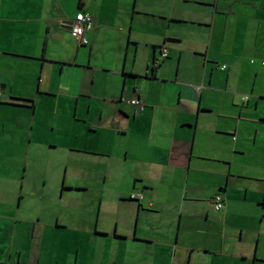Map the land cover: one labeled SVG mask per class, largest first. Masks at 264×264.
I'll list each match as a JSON object with an SVG mask.
<instances>
[{"label":"crops","instance_id":"1","mask_svg":"<svg viewBox=\"0 0 264 264\" xmlns=\"http://www.w3.org/2000/svg\"><path fill=\"white\" fill-rule=\"evenodd\" d=\"M260 131L264 0H0V264L264 263Z\"/></svg>","mask_w":264,"mask_h":264},{"label":"rangeland","instance_id":"2","mask_svg":"<svg viewBox=\"0 0 264 264\" xmlns=\"http://www.w3.org/2000/svg\"><path fill=\"white\" fill-rule=\"evenodd\" d=\"M67 44L70 45L69 43H67ZM253 136L254 135L252 132H250L247 135L249 142L246 141L245 145L241 149L242 150L245 149V152H246V159L245 160H247L248 162L256 163V166H258L259 169H261V170H259V173L255 174V175L253 173L249 174V173L245 172L249 177L245 178L246 180L242 181V186L240 187L241 189L233 191L232 195L235 196V198L237 199L238 202L245 203L246 201L244 199L245 195H244V191H243V186L245 185L248 188H251V192L249 191L247 198H253V199L258 198V199H260L259 203L256 204L255 208H256V213L258 215L259 223H260V219L262 218V226L260 224V230H263V233H264V134H262L261 131L259 133H257L255 143L253 142V138H254ZM246 147H248V148L246 149ZM4 148L6 151H5L3 156L7 157L8 156L7 151L11 150L12 148L11 147L8 148L7 145ZM4 157H0V159H2ZM236 159H238V158H236ZM233 170H234V172H239V169H237V167ZM44 175L50 176V172L46 171ZM2 176L5 178L6 174L3 171V166H0V177H2ZM14 176L15 177L19 176L18 171L15 172ZM42 178L43 177H39L38 179H36V181H42L41 180ZM7 180H8V178L5 180H1V178H0V190L3 192V195H5L7 197V199L14 200L12 202L16 203L15 198L17 197V194H18L17 186L14 187L16 182L11 183V181H15V180L14 179L9 180L10 181V184H9V181H7ZM34 187L35 186L32 185V187H30L29 191H24V194H27V192H33L35 190ZM35 188L39 189V191L42 189L43 192L50 190L49 186L43 187V186L38 185ZM256 188H258L257 192L259 193V195H256V193H257ZM37 192H38V190H37ZM13 193H14V196H15V193H17L15 198H13V196H12ZM209 194H210L209 191H204V195H209ZM22 200L24 203L23 204L24 210L25 209H27V210L39 209V205L36 204L33 201V199L28 200V199H25V197H24V198H22ZM47 203H44V207H45V204H47ZM3 204H4V202H0V210H1V208H3ZM207 207L209 208V206H207ZM242 207L245 208L246 205L242 204ZM4 208H7V206H4ZM21 209H22V207H21ZM260 245L264 249V235H261V237H260ZM260 264H264V263H260Z\"/></svg>","mask_w":264,"mask_h":264},{"label":"built area","instance_id":"3","mask_svg":"<svg viewBox=\"0 0 264 264\" xmlns=\"http://www.w3.org/2000/svg\"><path fill=\"white\" fill-rule=\"evenodd\" d=\"M226 1H232V0H226ZM93 29V19L92 17L84 12H78L75 14L73 21L70 24L69 31L71 35L76 38L80 45L85 46L88 44V40L85 37V34L90 32ZM167 57L166 50L163 48L160 52V58L165 59ZM225 67H221V70H224ZM129 104L133 107H137L139 110L142 109V104L138 100L137 96H134L129 101ZM131 199H138L140 200L141 197L138 195L132 196ZM213 208L215 211H219L223 207V200L222 197L217 195L213 198Z\"/></svg>","mask_w":264,"mask_h":264},{"label":"trees","instance_id":"4","mask_svg":"<svg viewBox=\"0 0 264 264\" xmlns=\"http://www.w3.org/2000/svg\"><path fill=\"white\" fill-rule=\"evenodd\" d=\"M163 49V48H162ZM223 200V199H222ZM223 204H224V201H223ZM212 206H213V203H212ZM223 207H224V205H223ZM223 207H222V209H223ZM214 209V208H213ZM222 209H220L219 211H221ZM215 211V210H214ZM219 211H216V212H219Z\"/></svg>","mask_w":264,"mask_h":264},{"label":"water","instance_id":"5","mask_svg":"<svg viewBox=\"0 0 264 264\" xmlns=\"http://www.w3.org/2000/svg\"><path fill=\"white\" fill-rule=\"evenodd\" d=\"M64 28H66V29H68V30H69V28H70V24H68V25H67V27H64Z\"/></svg>","mask_w":264,"mask_h":264}]
</instances>
